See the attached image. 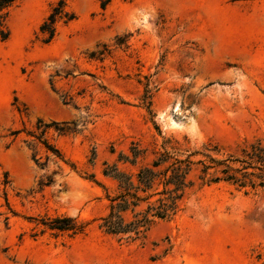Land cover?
I'll return each mask as SVG.
<instances>
[{"label":"rangeland","instance_id":"obj_1","mask_svg":"<svg viewBox=\"0 0 264 264\" xmlns=\"http://www.w3.org/2000/svg\"><path fill=\"white\" fill-rule=\"evenodd\" d=\"M58 1L19 0L0 34V264H264V188L195 177L146 238L98 227L112 147L264 141V0H65L75 19L45 43ZM39 121L63 158L29 146ZM57 216L83 232L46 229Z\"/></svg>","mask_w":264,"mask_h":264},{"label":"trees","instance_id":"obj_2","mask_svg":"<svg viewBox=\"0 0 264 264\" xmlns=\"http://www.w3.org/2000/svg\"><path fill=\"white\" fill-rule=\"evenodd\" d=\"M18 1L0 0V34L3 40L9 35L6 21L10 9ZM66 6L65 0L58 1L40 26L39 31L45 43L56 36L59 22L68 24L75 19ZM148 98L144 103L151 111L152 102ZM49 127L39 121V133H29L34 138L29 146L40 143L58 158H63L59 149L44 139ZM156 129L161 134L157 126ZM111 154L116 157L104 161L102 174L113 181L115 190L107 195L108 211L99 218L98 227L105 234L126 241L142 240L158 221L172 219L179 211L180 201L186 191L195 184V177L201 185L226 182L242 189L264 188L262 140L245 145L238 154L221 153L218 145L212 143L203 145L200 150L184 149L170 139H166L160 149L149 151L140 141L133 140L127 149L117 154L112 147ZM35 161L38 166L46 165L39 163L36 156ZM51 182L48 178L46 184ZM42 224L50 231L69 232L71 235H77L85 228L69 216L47 218Z\"/></svg>","mask_w":264,"mask_h":264}]
</instances>
